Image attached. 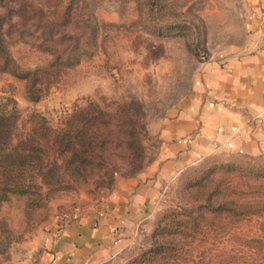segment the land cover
<instances>
[{"label": "rangeland", "instance_id": "1", "mask_svg": "<svg viewBox=\"0 0 264 264\" xmlns=\"http://www.w3.org/2000/svg\"><path fill=\"white\" fill-rule=\"evenodd\" d=\"M248 3L249 0H0V34L18 67L32 70L47 64L51 53L41 45L55 47L50 41L52 34L61 40L56 47L65 49L64 58L72 61L80 57L77 63L63 69L38 101L28 98L24 80L0 72V102H15V133L19 135L32 112L56 125L65 112L87 100L102 106L136 100L142 106L146 129L141 136L142 162L143 166L150 164L160 145V127L187 94L202 63L220 47L241 39ZM78 46L81 50L74 51ZM223 163L252 168L255 174L249 180L260 187L258 197H264L263 153L222 149L202 156L155 180V195L148 210L130 229V242L114 257L113 264H125L146 249L162 215L184 203L187 186L205 170ZM124 168L122 165L120 169ZM115 177L125 176L119 171ZM112 186L113 183L110 187L68 191L49 199L44 208L32 211L25 210L23 198L12 196L0 207V220L18 240L7 242L6 248V239L0 245V264H31L32 254L23 245L50 231L56 238L62 212L78 216L81 211L96 209ZM261 221L264 219L251 216L230 232L214 237L216 242L207 251V259L218 264L230 254L239 263L257 259L254 264H258L256 252L242 241L261 235Z\"/></svg>", "mask_w": 264, "mask_h": 264}, {"label": "trees", "instance_id": "2", "mask_svg": "<svg viewBox=\"0 0 264 264\" xmlns=\"http://www.w3.org/2000/svg\"><path fill=\"white\" fill-rule=\"evenodd\" d=\"M55 36L50 37L55 47L41 45L51 53L50 61L26 70L15 64L0 34V72L24 80L32 101L44 97L63 69L80 59L64 58L65 49H57L62 42ZM143 116L136 100L107 106L87 100L65 112L56 125L32 112L24 132L16 135L15 102H0V207L14 196L24 199L25 210L41 209L49 199L68 191L110 187L119 171L125 177L137 173L144 157ZM251 169L223 163L205 170L187 186L184 203L159 219L149 246L125 264H215L207 259L214 237L230 232L251 216L264 219V197H258L260 187L249 180L255 174ZM4 223L0 220V245L6 239V248L7 242L18 237ZM259 231L260 236L246 237L242 244L256 252L258 264H264L262 221ZM237 259L229 254L218 264H254L257 260L239 263Z\"/></svg>", "mask_w": 264, "mask_h": 264}, {"label": "crops", "instance_id": "3", "mask_svg": "<svg viewBox=\"0 0 264 264\" xmlns=\"http://www.w3.org/2000/svg\"><path fill=\"white\" fill-rule=\"evenodd\" d=\"M241 39L204 61L187 94L159 129L156 158L133 176L115 177L96 209L34 237L31 264H113L155 195V180L228 149L264 154V0H249Z\"/></svg>", "mask_w": 264, "mask_h": 264}, {"label": "built area", "instance_id": "4", "mask_svg": "<svg viewBox=\"0 0 264 264\" xmlns=\"http://www.w3.org/2000/svg\"><path fill=\"white\" fill-rule=\"evenodd\" d=\"M77 218V214L70 211H64L60 214L59 225L56 230V234L63 229L67 228L71 222Z\"/></svg>", "mask_w": 264, "mask_h": 264}]
</instances>
